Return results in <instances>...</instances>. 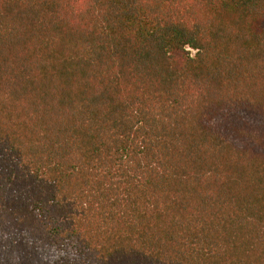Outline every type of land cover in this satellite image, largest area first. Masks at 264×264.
Here are the masks:
<instances>
[{
	"label": "trees",
	"instance_id": "16d2710c",
	"mask_svg": "<svg viewBox=\"0 0 264 264\" xmlns=\"http://www.w3.org/2000/svg\"><path fill=\"white\" fill-rule=\"evenodd\" d=\"M0 264H264V0H0Z\"/></svg>",
	"mask_w": 264,
	"mask_h": 264
}]
</instances>
